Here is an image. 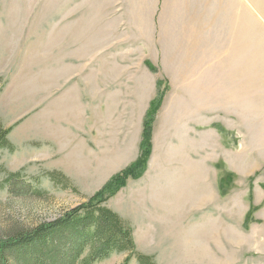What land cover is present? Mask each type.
Returning <instances> with one entry per match:
<instances>
[{
	"label": "rangeland",
	"instance_id": "obj_1",
	"mask_svg": "<svg viewBox=\"0 0 264 264\" xmlns=\"http://www.w3.org/2000/svg\"><path fill=\"white\" fill-rule=\"evenodd\" d=\"M158 4L151 19L152 0H0L13 147L0 149L1 239L58 220L137 162L156 102L146 170L107 202L136 252L264 264V0Z\"/></svg>",
	"mask_w": 264,
	"mask_h": 264
},
{
	"label": "trees",
	"instance_id": "obj_2",
	"mask_svg": "<svg viewBox=\"0 0 264 264\" xmlns=\"http://www.w3.org/2000/svg\"><path fill=\"white\" fill-rule=\"evenodd\" d=\"M158 106L155 102L148 113L137 162L113 177L88 202L65 212L58 220L41 223L33 229H19L0 238V264H96L122 253L128 254L123 264H130L133 258L137 264H156L154 257L136 252L133 229L107 202L126 186L128 179H138L144 174ZM10 133L11 129H5L0 122V149L13 150L8 140ZM19 176L11 175L4 184L11 185ZM48 177L57 186L71 188L68 178L60 172H52ZM226 184L227 180L220 183L223 195ZM39 192L34 189L33 194L40 196Z\"/></svg>",
	"mask_w": 264,
	"mask_h": 264
},
{
	"label": "crops",
	"instance_id": "obj_3",
	"mask_svg": "<svg viewBox=\"0 0 264 264\" xmlns=\"http://www.w3.org/2000/svg\"><path fill=\"white\" fill-rule=\"evenodd\" d=\"M160 2H161V0H152V5H151V9H150L151 19H154L155 16L160 12V6L158 4ZM130 29H134V27H130Z\"/></svg>",
	"mask_w": 264,
	"mask_h": 264
}]
</instances>
